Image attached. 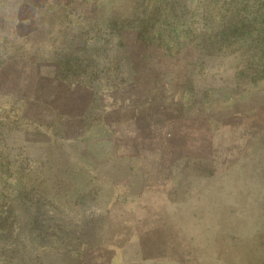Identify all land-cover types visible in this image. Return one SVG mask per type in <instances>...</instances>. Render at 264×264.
<instances>
[{"label":"rangeland","instance_id":"rangeland-1","mask_svg":"<svg viewBox=\"0 0 264 264\" xmlns=\"http://www.w3.org/2000/svg\"><path fill=\"white\" fill-rule=\"evenodd\" d=\"M31 1L38 52L0 46V264H96L124 223L264 264V0Z\"/></svg>","mask_w":264,"mask_h":264},{"label":"crops","instance_id":"crops-1","mask_svg":"<svg viewBox=\"0 0 264 264\" xmlns=\"http://www.w3.org/2000/svg\"><path fill=\"white\" fill-rule=\"evenodd\" d=\"M35 15L31 0H0V46L5 44L17 51L27 50L32 55L38 52L35 40L46 30L39 26ZM9 36H15L16 41L9 43ZM23 57L19 55L12 60L27 58ZM5 61L8 62V58ZM121 226L122 230L117 236L103 246L96 264H196L194 250H180L179 256L174 258L173 247L164 250L160 245V236L152 232L140 235L133 225L126 223Z\"/></svg>","mask_w":264,"mask_h":264}]
</instances>
